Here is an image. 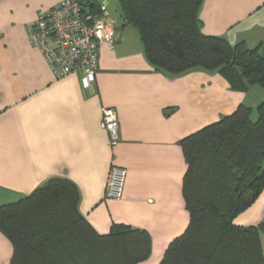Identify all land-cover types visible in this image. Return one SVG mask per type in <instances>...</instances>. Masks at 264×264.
Returning a JSON list of instances; mask_svg holds the SVG:
<instances>
[{
    "label": "crops",
    "instance_id": "obj_1",
    "mask_svg": "<svg viewBox=\"0 0 264 264\" xmlns=\"http://www.w3.org/2000/svg\"><path fill=\"white\" fill-rule=\"evenodd\" d=\"M60 1L0 0V205L49 179H69L79 189L80 212L99 233L113 224L147 231L152 251L138 264H160L190 221L182 140L250 97L260 95L262 102L264 91L258 85L232 90L222 73L201 67L175 75L155 69L137 29L124 22L119 0H85L97 13L105 6L120 34L113 48L100 44L94 85L84 88L81 74L58 78L30 42L28 25ZM200 17L205 34L250 48L264 44V0H204ZM103 107L118 111L116 145L101 126ZM112 166L128 171L121 198L106 197ZM235 223H264V189ZM12 256L0 231V264Z\"/></svg>",
    "mask_w": 264,
    "mask_h": 264
},
{
    "label": "trees",
    "instance_id": "obj_2",
    "mask_svg": "<svg viewBox=\"0 0 264 264\" xmlns=\"http://www.w3.org/2000/svg\"><path fill=\"white\" fill-rule=\"evenodd\" d=\"M119 1L124 22L137 29L155 69L175 75L201 67L223 72L241 91L264 88V44L250 48L205 34L204 0ZM182 146L190 221L160 264H264V223H235L264 189V100L257 109L241 104L185 137ZM79 203L77 185L55 177L0 205V231L13 246L10 264H138L148 259L152 242L147 231L113 224L101 234Z\"/></svg>",
    "mask_w": 264,
    "mask_h": 264
},
{
    "label": "built area",
    "instance_id": "obj_3",
    "mask_svg": "<svg viewBox=\"0 0 264 264\" xmlns=\"http://www.w3.org/2000/svg\"><path fill=\"white\" fill-rule=\"evenodd\" d=\"M28 33L30 42L42 52L56 77L81 74L86 89L96 82L100 44L113 48L120 39L105 6L97 13L80 0H61L49 12L40 13L37 21L28 25ZM101 126L108 132L111 145H116L120 140V120L115 108L103 107ZM127 174L126 168H110L107 198L123 197Z\"/></svg>",
    "mask_w": 264,
    "mask_h": 264
},
{
    "label": "rangeland",
    "instance_id": "obj_4",
    "mask_svg": "<svg viewBox=\"0 0 264 264\" xmlns=\"http://www.w3.org/2000/svg\"><path fill=\"white\" fill-rule=\"evenodd\" d=\"M222 75L225 76V74H224L223 72H222ZM225 77H226V76H225ZM225 77H224V78H225ZM226 80L229 82L230 87H231L232 90H239V91H241V90L238 89V88H234L233 83H231V78H229V77L227 76V77H226ZM258 87H260V86H258ZM250 90H251V89H250ZM260 90H261V91H264V88L262 87V88H260ZM255 91H256V89H255ZM255 91H254V94H256ZM243 92H247V91H243ZM260 102H261V99H260V95H259V97H250V99L248 100L247 104H248V105H251L254 109H257V106L260 104ZM253 118H254V119H257V113H256V111H254Z\"/></svg>",
    "mask_w": 264,
    "mask_h": 264
}]
</instances>
